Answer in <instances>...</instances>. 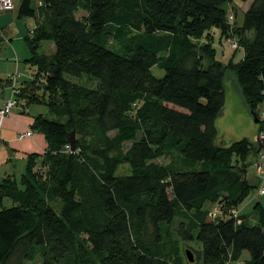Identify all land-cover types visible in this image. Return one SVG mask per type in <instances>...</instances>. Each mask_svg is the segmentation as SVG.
<instances>
[{
	"label": "trees",
	"instance_id": "16d2710c",
	"mask_svg": "<svg viewBox=\"0 0 264 264\" xmlns=\"http://www.w3.org/2000/svg\"><path fill=\"white\" fill-rule=\"evenodd\" d=\"M230 1L21 0L37 74L19 101L54 118L31 126L45 152L0 182V264H186L181 243L194 240V264H238L245 252L243 264H264V206L232 216L258 188L249 159L264 144L227 141L216 124L232 74L264 131V0L244 13L240 62L199 45L214 29L229 38ZM43 42L55 51L40 53Z\"/></svg>",
	"mask_w": 264,
	"mask_h": 264
},
{
	"label": "rangeland",
	"instance_id": "374dc122",
	"mask_svg": "<svg viewBox=\"0 0 264 264\" xmlns=\"http://www.w3.org/2000/svg\"><path fill=\"white\" fill-rule=\"evenodd\" d=\"M32 1L35 7L42 4V0ZM20 2L21 0H13L15 10L10 12H0V78H5L7 75H11V79L16 82V85L20 87V89H22L26 88V86H28L29 83L34 79V76L37 74V69L28 62L31 56L24 40L26 36L32 34L35 27V20L33 18L18 19V7ZM252 2L253 0H248L247 2L241 0H231L228 4H226L225 8L230 26L225 36L229 38L221 37L220 31L218 29H214L208 35V37L210 36L213 41L208 37L199 41L200 46H203L204 44H210L213 46L217 50V60L221 61L224 65H227V63L233 60L235 63H238L244 57V50L240 47V39L244 37V32L241 31V26L243 24L244 13L247 11ZM84 14L85 13L83 11H79L77 16L81 17ZM54 51L55 46L53 42H43L42 47L39 50V52L42 54H52ZM13 58L16 60H12ZM205 65H208L207 61L205 62ZM152 73L157 78L164 76V71L159 70L157 67L152 69ZM41 81L43 82L42 79ZM81 83H86V81L83 80ZM225 91L229 102L230 99L234 101V104L232 105L233 116L228 120L227 123H229V125H234L235 128L232 131L231 136H224L225 133L228 134L229 132H227L226 126H224L222 123V114L216 122L219 134L227 141H240L243 139H248L252 143H257L259 137L257 140V136H254V130L255 128H259L263 123H256L254 116L252 115L251 111H249L250 121L248 120L247 123L245 125L242 124L241 127L238 126L236 117L237 114L242 111V109L244 110L243 105L245 106V102L243 101L244 99L241 93H239V86L234 75L232 74H229L228 78L225 80ZM42 93L43 91L39 92L40 95H42ZM8 94L9 91L7 90V95ZM28 109L31 115L37 116L41 114L48 119L54 118V116L50 114L48 106L45 104L39 103L29 107ZM263 113L264 111L262 110L260 112V118L264 122ZM258 142L261 143V141ZM253 159L254 156L252 155L249 159L252 165L248 170V180L251 184H254L258 188L254 189L239 211V215L243 213L244 215H249L251 218L256 216V213L254 212V206L256 203H261L264 206V195L262 196L259 193L261 188L264 189V175L260 177L257 174V171L254 167V164H256V159ZM159 162L166 163L167 161L160 160ZM14 164H16V166H14ZM26 164L27 161L23 160L13 162L9 161L7 168L0 170V177L4 178L6 175L5 173H8L20 178L25 172ZM255 173L257 178L255 177ZM259 178H261V180H259ZM8 202L9 201L7 200L5 203H7L9 206L10 204ZM209 210V218H218L220 214L219 205L212 206ZM238 220L242 222L241 217H239ZM177 223L178 221H176V224L171 229V234H173V236H176L175 228ZM201 249L202 246L197 240L181 243V256L183 257L186 264H194V262L191 263L189 261L186 252L190 251L195 261L197 257L196 251H201ZM246 259H249L248 252L243 254L242 261L244 262Z\"/></svg>",
	"mask_w": 264,
	"mask_h": 264
},
{
	"label": "crops",
	"instance_id": "0c3cea01",
	"mask_svg": "<svg viewBox=\"0 0 264 264\" xmlns=\"http://www.w3.org/2000/svg\"><path fill=\"white\" fill-rule=\"evenodd\" d=\"M14 59L15 58H13L12 60ZM10 78H11V75H7L5 78H0V80L3 81L0 84V107H2L5 102L12 99L14 96L13 94L14 91L12 89L14 86H17V85H16V82H13ZM7 90L9 91L8 95H7ZM239 93H240V90H239ZM20 94H21V89H20V93L16 96L18 106L20 107L17 106L16 108H14L11 116L2 120L1 138H0V170L6 169L7 165H9V161H12V162L18 161V160L27 161V157L30 154H36V153L43 154L47 148V142L45 140V137L43 134L39 132L35 131L34 135L29 138H25L22 140L18 138L21 132L32 130L31 126L34 123L35 118L39 116V115L37 116L31 115L28 108L33 105L27 106L24 101H19ZM230 102L226 95V108L224 110L223 116H221L223 119L222 123L224 124V126H226L227 132H229L228 134L225 133L224 135L225 137L231 136L232 131L235 128L234 125H229V123H227L228 120L233 116L232 105L234 104V101L230 99ZM34 105H37V104H34ZM243 107H244V110L242 109V111H240L236 117V121L239 127H241L242 124L245 125L248 120L250 121L249 111L251 110L249 109L246 102H245V106L243 105ZM262 110L264 111V103L259 107V113ZM260 128L261 126L259 128H255L254 130L255 132L254 136H257V140L260 134ZM255 159L257 161L258 158L254 156L253 160ZM14 166H16V164H14ZM5 174H6L5 176L13 175V174H8V173H5ZM255 177H256V173H255ZM1 179L3 178L1 177ZM6 201L7 200H5V202ZM8 203L10 204V201ZM5 205H7V203H5ZM241 207L242 206H240V209Z\"/></svg>",
	"mask_w": 264,
	"mask_h": 264
},
{
	"label": "built area",
	"instance_id": "2783aa9c",
	"mask_svg": "<svg viewBox=\"0 0 264 264\" xmlns=\"http://www.w3.org/2000/svg\"><path fill=\"white\" fill-rule=\"evenodd\" d=\"M15 10L14 7V3L13 0H0V12H10ZM11 79V78H10ZM12 80V79H11ZM13 82H15L14 80H12ZM13 98L8 100L7 102H5L3 104L2 107H0V136H1V123L2 120L10 117L12 114V111L14 108H16L18 106V102L16 100V96L20 93V88H18L17 86L13 87ZM263 118H264V114H263ZM34 135V131L33 130H28L25 132H21L18 136L19 139H25V138H29L32 137ZM259 141H261L264 144V131L260 133L259 135ZM66 152H70V153H74L76 151V149L74 151H72V147L71 145H67L65 148ZM260 160H258V162H256V164L254 165L257 174L261 177L264 174V152L260 155L259 157ZM1 177H0V182H1ZM260 195H264V189L261 188L259 190ZM216 213V212H215ZM232 216L235 219H239V214L237 211H233L232 212ZM214 219V218H212ZM238 223H241V221L238 220ZM224 264H233L231 259L227 260ZM238 264H243V263H238Z\"/></svg>",
	"mask_w": 264,
	"mask_h": 264
},
{
	"label": "water",
	"instance_id": "95a60500",
	"mask_svg": "<svg viewBox=\"0 0 264 264\" xmlns=\"http://www.w3.org/2000/svg\"><path fill=\"white\" fill-rule=\"evenodd\" d=\"M253 116L255 118V122L258 123L259 121H258L256 115L254 114ZM70 144H71V147H72V151H74L75 150V147H76V139H75V136L74 135L71 137ZM187 256H188L189 261L191 263L194 262V257H193V255H192V253L190 251H187Z\"/></svg>",
	"mask_w": 264,
	"mask_h": 264
}]
</instances>
